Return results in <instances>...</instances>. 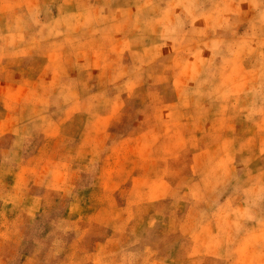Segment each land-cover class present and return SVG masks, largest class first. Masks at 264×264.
<instances>
[{
    "label": "rangeland",
    "instance_id": "1",
    "mask_svg": "<svg viewBox=\"0 0 264 264\" xmlns=\"http://www.w3.org/2000/svg\"><path fill=\"white\" fill-rule=\"evenodd\" d=\"M0 264H264V0H0Z\"/></svg>",
    "mask_w": 264,
    "mask_h": 264
},
{
    "label": "crops",
    "instance_id": "2",
    "mask_svg": "<svg viewBox=\"0 0 264 264\" xmlns=\"http://www.w3.org/2000/svg\"><path fill=\"white\" fill-rule=\"evenodd\" d=\"M232 242H235V243H236V242H238V240H236V241H235V240H233ZM254 258H256V257H254Z\"/></svg>",
    "mask_w": 264,
    "mask_h": 264
}]
</instances>
